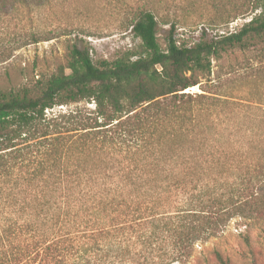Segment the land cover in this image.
Masks as SVG:
<instances>
[{"label": "trees", "instance_id": "1", "mask_svg": "<svg viewBox=\"0 0 264 264\" xmlns=\"http://www.w3.org/2000/svg\"><path fill=\"white\" fill-rule=\"evenodd\" d=\"M51 1L0 0V17ZM225 3L218 21L254 15L193 45L172 23L163 48L143 0L134 57L95 61L73 43L36 88H0V264H186L233 219L264 218V103L231 91L240 74L222 64L254 52L264 81V0ZM83 101L95 107L48 114Z\"/></svg>", "mask_w": 264, "mask_h": 264}, {"label": "rangeland", "instance_id": "2", "mask_svg": "<svg viewBox=\"0 0 264 264\" xmlns=\"http://www.w3.org/2000/svg\"><path fill=\"white\" fill-rule=\"evenodd\" d=\"M143 0H52L42 7L22 8L7 17H0V88L4 90L36 88V85L58 73L68 59L73 43L91 47L95 61L133 56L141 51V41L128 28L134 10ZM159 20L160 44L166 47L172 23L178 43L193 45L202 38L212 39L238 30L253 17L239 15L218 21L230 13L226 0H155ZM158 3V4H157ZM201 27L205 30L201 31ZM205 27L209 28V32ZM51 34V40L32 43L34 35ZM31 42V43H30ZM134 57V56H133ZM254 52H236L222 61L224 70H236L240 76L229 89L242 93L246 99L264 103V81L251 76L256 64ZM215 77L220 65L213 61ZM69 71V70H68ZM248 72V73H247ZM246 78L240 79L241 76ZM250 75V76H248ZM200 92L196 86L188 89ZM94 108L86 101L56 106L49 116L69 112L77 107ZM233 219L224 230L201 246L186 264H221L213 250L219 249L228 264H264V218ZM180 264V263H176Z\"/></svg>", "mask_w": 264, "mask_h": 264}, {"label": "built area", "instance_id": "3", "mask_svg": "<svg viewBox=\"0 0 264 264\" xmlns=\"http://www.w3.org/2000/svg\"><path fill=\"white\" fill-rule=\"evenodd\" d=\"M205 29H206V31L207 32H209V28L208 27H205ZM201 31H202V33H204L205 32V30L203 29V27H201ZM236 31V30H235ZM234 32V31H233ZM206 33V32H205ZM229 33H231V32H229ZM229 33H223V34H229ZM217 37V36H216ZM216 37H214V38H216Z\"/></svg>", "mask_w": 264, "mask_h": 264}]
</instances>
